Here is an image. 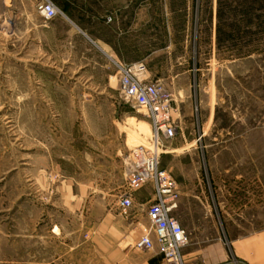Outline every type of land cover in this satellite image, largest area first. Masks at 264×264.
I'll return each instance as SVG.
<instances>
[{"label":"rangeland","instance_id":"obj_1","mask_svg":"<svg viewBox=\"0 0 264 264\" xmlns=\"http://www.w3.org/2000/svg\"><path fill=\"white\" fill-rule=\"evenodd\" d=\"M138 3L161 16L144 45L173 97L161 167L188 247L264 232V0ZM64 18L0 0V264L95 259L88 244L104 221L126 215L131 149L152 135L121 98L116 61Z\"/></svg>","mask_w":264,"mask_h":264},{"label":"crops","instance_id":"obj_2","mask_svg":"<svg viewBox=\"0 0 264 264\" xmlns=\"http://www.w3.org/2000/svg\"><path fill=\"white\" fill-rule=\"evenodd\" d=\"M57 6L75 29L88 32L90 39L108 59L122 63H147L144 42L146 34H149V39H154V33L153 28H146V25H153L155 19L161 17L155 11V4H139L138 0H57ZM62 18L65 19L64 16L55 19ZM81 26H88V30ZM154 192L152 183H146L134 191L131 205L124 209L125 217L117 221L105 220L96 240L88 244L91 245L88 255H95V259L89 257V262L82 259L78 260L79 263L69 264H165L158 251H140L131 243L132 239L140 237L142 227L148 225L147 209ZM143 197L146 202L142 208H137L138 201ZM188 246L182 249L183 258L188 264H264V232L232 239L227 243L219 240L204 249ZM66 259L58 256L43 260L42 264H65Z\"/></svg>","mask_w":264,"mask_h":264},{"label":"built area","instance_id":"obj_3","mask_svg":"<svg viewBox=\"0 0 264 264\" xmlns=\"http://www.w3.org/2000/svg\"><path fill=\"white\" fill-rule=\"evenodd\" d=\"M35 4L38 14L46 21L65 13L52 0H27ZM110 19V18H109ZM119 69L120 95L127 103L139 108L150 120L152 135L147 144L131 149L126 172L127 187L120 194L118 203L127 209L131 197L142 185H154V197L147 209L149 225L135 242L140 250H157L165 264H188L182 249L188 244V234L174 215L178 207V193L167 170L161 167V159L167 143L177 134L173 119V97L159 79H153L144 61L116 62ZM203 264V263H194Z\"/></svg>","mask_w":264,"mask_h":264}]
</instances>
